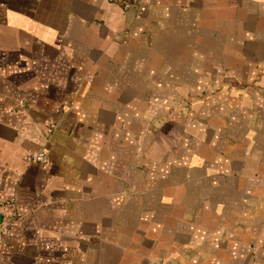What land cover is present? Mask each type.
Segmentation results:
<instances>
[{
	"label": "crops",
	"instance_id": "crops-1",
	"mask_svg": "<svg viewBox=\"0 0 264 264\" xmlns=\"http://www.w3.org/2000/svg\"><path fill=\"white\" fill-rule=\"evenodd\" d=\"M4 200L0 264H264V0H0Z\"/></svg>",
	"mask_w": 264,
	"mask_h": 264
},
{
	"label": "built area",
	"instance_id": "built-area-1",
	"mask_svg": "<svg viewBox=\"0 0 264 264\" xmlns=\"http://www.w3.org/2000/svg\"><path fill=\"white\" fill-rule=\"evenodd\" d=\"M112 1L119 3L123 7V9H129L140 5L143 0H112ZM18 105L21 106V103H18ZM54 128H55V123L53 122L50 123L48 127V132L51 133ZM27 158L30 162L33 163H46L49 161L48 155L44 151L30 153L27 155ZM7 208L13 210L15 208V203L10 200L0 201V251L4 242V237L9 233L10 225H11L10 222H3L2 220V217Z\"/></svg>",
	"mask_w": 264,
	"mask_h": 264
}]
</instances>
